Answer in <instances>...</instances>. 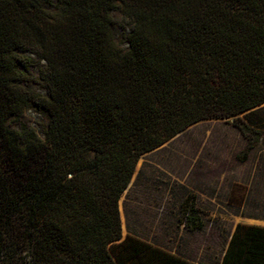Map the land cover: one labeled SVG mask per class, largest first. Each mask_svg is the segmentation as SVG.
Returning a JSON list of instances; mask_svg holds the SVG:
<instances>
[{
  "label": "trees",
  "instance_id": "obj_1",
  "mask_svg": "<svg viewBox=\"0 0 264 264\" xmlns=\"http://www.w3.org/2000/svg\"><path fill=\"white\" fill-rule=\"evenodd\" d=\"M263 104L264 0H0V264H194L122 239L119 200L141 156L203 120L248 137ZM221 264H264V227Z\"/></svg>",
  "mask_w": 264,
  "mask_h": 264
},
{
  "label": "rangeland",
  "instance_id": "obj_2",
  "mask_svg": "<svg viewBox=\"0 0 264 264\" xmlns=\"http://www.w3.org/2000/svg\"><path fill=\"white\" fill-rule=\"evenodd\" d=\"M112 16L113 36L125 49L128 30L120 14ZM239 117L248 137L232 120H203L140 157L118 203L122 239L136 237L194 264H221L238 223L255 219L264 227V104ZM20 122L42 137L46 119L37 110L26 109ZM187 198L197 213L184 222Z\"/></svg>",
  "mask_w": 264,
  "mask_h": 264
},
{
  "label": "crops",
  "instance_id": "obj_3",
  "mask_svg": "<svg viewBox=\"0 0 264 264\" xmlns=\"http://www.w3.org/2000/svg\"><path fill=\"white\" fill-rule=\"evenodd\" d=\"M249 219H252V218H249ZM252 220H253V221H252L253 223H250V224H252V225H254V224H255V225L259 226V225L257 224V223H259V222H256V220H255V219H252ZM263 222H264V221H262V223H263Z\"/></svg>",
  "mask_w": 264,
  "mask_h": 264
}]
</instances>
